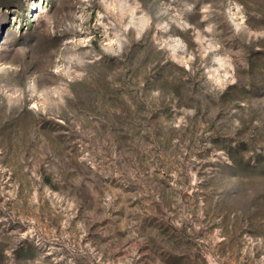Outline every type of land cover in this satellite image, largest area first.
<instances>
[{
  "label": "rangeland",
  "instance_id": "374dc122",
  "mask_svg": "<svg viewBox=\"0 0 264 264\" xmlns=\"http://www.w3.org/2000/svg\"><path fill=\"white\" fill-rule=\"evenodd\" d=\"M0 264H264V0H0Z\"/></svg>",
  "mask_w": 264,
  "mask_h": 264
}]
</instances>
